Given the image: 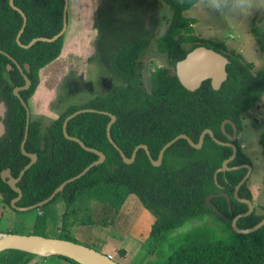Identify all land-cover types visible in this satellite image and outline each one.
<instances>
[{"label":"trees","instance_id":"trees-1","mask_svg":"<svg viewBox=\"0 0 264 264\" xmlns=\"http://www.w3.org/2000/svg\"><path fill=\"white\" fill-rule=\"evenodd\" d=\"M98 1L95 27L98 39L111 43L112 75L98 81L101 91L105 92L103 95L81 105L66 106L48 123L40 116H31L25 147L27 152L37 154L38 160L17 184L23 190L19 206L44 200L62 182L98 159L96 153L64 135V120L79 109L95 108L116 115L111 136L124 153L131 157L137 145L146 144L151 156L157 159L162 147L182 133L197 143L202 131L209 128L217 139L227 141L222 122L230 119L240 130L243 114L254 109L264 94V70L253 73V63L244 62L241 54H235V51L227 55L228 77L220 89H214L209 79L195 91L181 84L175 66L191 50L201 45L219 52H223L221 46L226 48L223 43L202 40L193 34V24L198 20L185 12L200 0ZM161 2L172 11L165 32L156 40V48L166 56L167 65L153 70L148 90L140 82L141 61L152 41V32L146 27L147 13L149 8H155ZM15 4L27 16L20 38L23 44L36 37L51 38L62 29L65 0H15ZM22 25L21 13L11 7L9 0H0V49L8 52L23 68L26 63L30 64V72L24 70L32 84L28 90L21 91L28 103L39 85L40 70L61 55L65 35L54 42L38 41L30 48H23L16 40ZM9 63L12 65L10 70L7 68ZM24 83L18 67L0 53V100L7 106L6 132L0 137V203L10 207L11 200L18 193L2 179L1 173L9 168L11 174L18 177L31 160L21 149L26 109L14 94V88ZM110 120L107 114L84 112L68 122V133L80 138L87 146L104 152L106 160L69 183L53 200L63 199L66 204L63 228L69 209L82 197L95 198L118 210L130 194H135L146 209L156 214L150 231L153 241L168 245L162 264H264V226L244 234L236 232L231 225L234 216L248 210V204L234 197L235 186L244 177L246 169L221 171L217 183L214 178L215 171L232 154L231 147L218 144L210 135H206L201 148L191 146L186 139H179L166 150L160 166L153 165L145 149L138 150L135 161L128 164L108 138ZM194 130L198 132L196 137L193 136ZM226 130L231 131L232 125L228 123ZM259 143L264 157V129L259 135ZM242 163L251 164V161L238 146V154L230 165ZM222 192L231 198L232 213L224 196L211 199L219 212L206 203L209 195ZM239 196L252 200L247 182L241 187ZM46 206L34 209L38 214L32 234L44 235L39 230L47 227ZM212 211L229 225L230 231L225 237H218L206 226L177 237L171 236V232L187 220ZM263 218L264 213L255 209L249 216L241 217L238 226L250 228ZM59 238L77 241L67 234H61ZM109 253L114 254L113 251L106 252ZM34 257L29 252L11 251L0 256V264H27ZM50 257L60 258L68 264H79L65 256ZM48 258H43L41 264Z\"/></svg>","mask_w":264,"mask_h":264},{"label":"rangeland","instance_id":"rangeland-1","mask_svg":"<svg viewBox=\"0 0 264 264\" xmlns=\"http://www.w3.org/2000/svg\"><path fill=\"white\" fill-rule=\"evenodd\" d=\"M97 2L98 0H71L68 10V28L65 33L66 40L64 47L65 50H70L68 48H72L73 46V49L76 51L72 49L71 56L68 55V51L64 53L62 51V56H59L60 60H58V57L55 61L41 69L42 71L40 70V84H44L49 79H53V75H55L57 71L68 76L67 80L62 82L63 84L59 83L57 89L59 91V108L55 107L54 109L56 111L61 112L70 104L81 105L95 96L103 95L105 92H102L100 86L97 84L98 79H109L112 75L110 62L111 43H108L106 40H99L98 33L96 35V30L94 28H92V30L86 29L87 23L91 25V21L88 18V6L94 4L97 6ZM96 6L92 10L94 14H96L97 11ZM72 10L79 12L78 15L75 16L76 13L72 12ZM171 15L172 11L164 2H161V4L157 5L155 8H149L147 13V23L150 25L151 29H153L154 39L148 49L147 56H145L146 58L143 60L144 62H142L140 82L143 88L148 90L151 88V73L153 70L157 67L167 65L166 56L158 52L156 48V40L165 32L168 19ZM185 15L198 20L197 23L193 24V34L200 39L215 40L218 43H223L226 46L227 54H232V51H235V54H241V58L244 62L253 63L254 66L251 70L255 74L258 71L264 70V0H247L244 6H239L236 0H200L194 7L186 11ZM78 16L81 21L78 19ZM80 23L82 24L81 26ZM75 34L82 37L86 35L84 37L85 41L82 42L78 40L80 42L73 43L77 39ZM95 36H97L96 45L88 49V47H90V41ZM66 41L71 43L67 44ZM88 56H90L91 61H89ZM72 69L75 70L73 72L78 73H73ZM38 87L39 86H37V88ZM31 100L29 99L28 101L31 116H40L44 118L46 123L54 119L44 114L33 115L34 105ZM258 120H260V122H255ZM260 124L264 126V94L254 109L243 114L242 129L236 140L242 152L248 155L252 162V170L247 185L252 192V199L256 205L257 211L259 213H264V157L262 154V147L259 143ZM257 126H259V128ZM171 163L173 164V162ZM134 196L138 201L135 202L129 199L126 203L127 224L125 222V226L130 228H124L125 226H123L121 220L119 226L110 228L111 231L107 236V240L105 239L106 241L104 240L102 244L95 243L93 238L90 240L91 244L88 239H84L83 237L82 239L72 238L77 240L76 242L92 246L103 253L108 251H113L114 253V251H116L114 256L115 260L118 262L120 261L121 264H162V257L166 254L168 245L165 242H154L153 245V238L150 236L151 228L156 220V214L146 209L138 196ZM79 200L84 202L85 200L88 201L89 198L82 197ZM58 201L59 199H56L45 207L44 210L47 221V208L50 210ZM77 206H74L75 212L73 210L68 213L65 228L60 225L58 227L60 230L56 231L57 227L55 225H47L43 231L37 230L44 233L47 237H59L61 234L69 232L65 230L69 229L72 219L73 221L78 219L83 222L95 220L103 223L101 216L98 217L99 215L95 213V208H97L98 203H90V205H88V210H81L79 206ZM121 208L122 206L118 210L120 211ZM57 212H59V210H57L56 213ZM37 214V210L17 212L7 204L3 205L0 203V231L32 234L35 230L33 222ZM109 217L111 216L108 214L107 218ZM110 219H112V217ZM132 221H134L133 226ZM202 226L211 229L218 237H225L230 231V227L226 220L220 218L212 211L205 215L187 220L172 231L171 236L177 237L181 235V233ZM79 227L78 225L77 230ZM93 228L94 226H89V231H85L83 236L90 234ZM75 229L74 234L80 235ZM95 235L96 238L98 237V241L103 240L100 232H96ZM126 238L128 239V244H122ZM129 251L133 253V257L131 258L126 256ZM136 256L142 258L138 263L131 261L132 258ZM49 258L50 259H47L45 262H42V264H47L49 262L48 260L60 259L57 257Z\"/></svg>","mask_w":264,"mask_h":264},{"label":"water","instance_id":"water-1","mask_svg":"<svg viewBox=\"0 0 264 264\" xmlns=\"http://www.w3.org/2000/svg\"><path fill=\"white\" fill-rule=\"evenodd\" d=\"M9 3L11 5V7L13 9L17 10L18 12H20L22 17H23V25H22L21 29L19 30L17 37H16L17 43L21 47L30 48L35 43H37L38 41L54 42V41L58 40L60 37L65 35L67 28H68L67 17H68V10H69V0H65L64 10H63V26H62V29L60 30V32L51 38H49V37H36V38L32 39L28 44H23L21 42V39H20L21 35L25 29V26L27 24V16H26L25 12L15 4V0H9ZM0 53L6 55L18 67V69L22 73L23 78L25 80V83L22 86H17L14 88V94L19 98L20 102L22 103V105L26 109V113H27L26 127H25L24 138H23V141L21 144V149H22V152L25 155L29 156L31 160L20 171V174L18 177H14L11 174V170L9 168L5 169L1 173L2 179L4 181H6L15 192L18 193V195L11 200V207L14 208L15 210H17V211H30V210H34V209L46 206L47 204L52 202L55 199V197L61 191H63V189L69 183H71V182L79 179L83 175H85L94 166L105 162L106 155L104 152H102L96 148L87 146L80 138H78L76 136H71L68 133V129H67L68 122L73 117H75L76 115H78L80 113H84V112H97V113L107 114L111 117V120L109 121V123L107 125L108 138H109L110 142L114 145V147L119 151L123 160L128 164L133 163L135 161L138 150L145 149L150 160H151V162L153 163V165L154 166H160L163 162L166 150L169 147H171L179 139H186L191 146H193L195 148H201L206 135H210L213 138V140L215 142H217L218 144L231 147L233 150L232 154L223 161L222 166L220 168H218L214 174V178H215V181L217 183L218 182V180H217L218 174L221 171L226 172V171H231V170L240 169V168H247L248 169V172L244 175V177L240 180V182L235 186V189H234V197L238 201L248 204V210L246 212H243V213H240V214L234 216L232 219L231 225L236 232L244 233V234L254 232V231L258 230L259 228H261L262 226H264V218L259 223H257L256 225H254L250 228H240L238 226V221L241 217L249 216L250 214H252L255 211V205L251 199L242 198L239 196V192H240L241 187L249 179V176L251 173L250 171L252 170L251 165L243 164V165H237V166H229V164L235 159V157L237 156V153H238V147L235 143H233L237 139L238 129H237L236 124L230 119H225L221 124L222 131L224 132V134H226L229 141H221V140L217 139L214 135V132L209 128L203 130L202 133L199 135V142L198 143H195L193 141V139L188 134L182 133V134H179L178 136H176L175 138H173L172 140H170L169 142H167L162 147V149L160 150L158 158L154 159L151 156L149 148L146 144L137 145L135 147L131 157H128L124 153V151L118 146V144L113 140V138L111 136V127L117 120L116 115H114L108 111L99 110V109H95V108L79 109V110L71 113L70 115H68L66 117V119L64 120V123H63L64 135L66 138L78 142L82 148L96 153L98 155V159L95 160L94 162H92L91 164H89L79 174H77V175L65 180L64 182H62L52 192V194L50 196H48L47 198H45L44 200L39 201L38 203H36L34 205H30V206H19L18 202L21 200V198L23 196V190L17 184L23 178L25 172L33 164H35L38 160L37 154L27 152L26 147H25L27 139H28V135H29L31 111H30L28 103L25 101V99L21 95V91L28 90L31 87L32 81L29 78V76L27 75V73L25 72V70L27 72H30L31 66H30V64L26 63L24 65V68H23L19 64V62L14 57H12L8 52L0 49ZM228 64H229V58L227 56L221 54L220 52H218L214 49H211V48H208L205 46H198V47L194 48L193 50H191L186 55V57L184 59H182L176 63L175 71H176V74H177L178 79L180 80L181 84L186 89H188L190 91L197 90L202 85V83L208 79L211 80L212 87L214 89L218 90V89H220L223 82L226 81V79L228 77V73H227V65ZM7 68L10 70L12 68V65L9 63L7 65ZM6 112H7V106H6L5 101L0 100V137L3 136L6 132V126L4 123V118H5ZM227 123H230L233 127V133L232 134L227 133V131L225 130ZM197 134H198V132L196 130H194L193 136L196 137ZM215 196L226 197L228 204H229V207H230V212L232 213V211H231V198H230L229 194L226 192L209 195L206 198L207 205H209L214 210L219 212L218 208L214 204L211 203L212 197H215ZM16 250L29 252V253H32L35 255V257L33 259H31L27 264H36V263L40 264V261L43 258L50 257V256H56V255L65 256L67 258H70V259L78 262L79 264H121L120 262L116 261L115 259H113L110 255H108L106 253L100 252L91 246H88V245H85V244H82L80 242H76V241H73L70 239H63V238H59V237H47V236L41 235V234H19V233H14V232H1L0 231V256L3 254L9 253L11 251H16Z\"/></svg>","mask_w":264,"mask_h":264},{"label":"crops","instance_id":"crops-1","mask_svg":"<svg viewBox=\"0 0 264 264\" xmlns=\"http://www.w3.org/2000/svg\"><path fill=\"white\" fill-rule=\"evenodd\" d=\"M70 3H71V0H69V4ZM97 3H98L97 6L95 4L91 5V6H88L89 7L88 18L91 21V25L89 23H87V27H86V29H88V30H92V28H94L96 30V35L98 33V30L95 27V14L93 13L92 10H93V8L95 6H96V9H97V7L99 5V1ZM72 12H75V11L72 10ZM80 12H81V8H80ZM75 13H76L75 16H77L79 12H75ZM86 14H87V12H86ZM78 19L81 21L79 16H78ZM81 25L82 24L80 23V26ZM75 37L77 39L73 43L80 42L78 40H81L82 42L85 41L84 37L79 36L78 34H75ZM82 39H84V40H82ZM96 40H97V36H95L90 41V47H88V49H91V48H93L96 45ZM66 42H67V44L71 43V42H68V41H66ZM67 47H68V45H67ZM84 47H87V46H84ZM68 49H70V50H65V47H63L62 51H63V53L65 51H68V55L71 56L73 46H72V48H68ZM74 51H76V50H74ZM88 58H89V61H91L90 56H88ZM58 60H60V57L58 58ZM73 71H75V70L72 69V72ZM73 73H78V72H73ZM53 76H54V78L53 79H49L46 83H44V84H40L39 83L40 84V85H38L39 87L36 89L35 93L31 97L32 100L30 98V100L32 101V103L34 105V109H33L34 113H32L33 115L44 114V115H47V116L52 117L54 119L58 117L60 111H56L54 109L55 107L59 108V105H58L59 91L57 89L59 87V83L65 82L67 80L68 76L65 75V74H62L61 72H58V71ZM134 195L135 194H130L127 197V199L124 202V204L122 205V208L120 209V211L116 210L115 208H112V207H110V206H108L106 204L101 203L99 200H97L95 198L87 197V198H89V200L88 201L85 200L84 202H81L79 200V202H77L76 206L78 205L79 209H81V210H86V209L88 210L89 209L88 205H90V203H98L97 208H95V213L99 215L98 217L101 216V218L103 219V223L102 222L100 223V221H95V220L84 221L83 222V221H79L78 219H75L73 221V219H72V221L70 223V226H69V229L65 230V231H69V232L65 233V231H64V233L69 235V236H71V237H75L77 239L78 238L82 239V237L84 239H88L90 244H91L90 240H92V238H93L95 243L102 244L105 239L107 240V236H108V234L111 231V229H110L111 227L119 226L121 220H122L121 222H122L123 226H125L127 224V221H126V217H127L126 216L127 215L126 214V211H127L126 203H127V201L129 199H132L131 201H135V202L138 201L137 198ZM82 208H85V209H82ZM65 209H66V204H65L63 199H59V201L56 204H54V206H52L50 208V210L47 208V210H46L47 213H48V221H47L48 224L47 225H50V226L51 225H55L57 228L60 225H62L63 220H64V213L66 211ZM57 210H59V212L56 213ZM73 210H74V207L70 208L68 213L73 211ZM74 212H75V210H74ZM56 214H57V216H56ZM108 214L112 217V219H110L111 217L107 218ZM125 222H126V224H125ZM133 224H134V221H132V226H133ZM78 225L80 227L77 230ZM91 225L94 226L92 232H90V234H86L85 236H83L85 231H89L88 227L91 226ZM75 227H76V229H75ZM57 228H56V231L60 230L59 228L58 229ZM124 228H130V227L125 226ZM74 229H75V231H78V233L80 235H75L74 234ZM96 232H100L101 233V235L103 237L102 241H98V237L96 238V235H95ZM127 241H128V239L126 238L122 242V244H126L127 245L128 244ZM153 245H154V241H153ZM108 252H112V251H108ZM108 255H110L112 258L115 259V257H114L115 256V251H114V255H112L111 253H109ZM126 256L129 257V258L133 257L132 251H129V253L126 254ZM48 259H50V258H48ZM141 260H142V258H140V256H136L135 258H132L131 261L134 262V263H138ZM48 261L49 262L47 264H68V262H66L65 260H62V259H52V260H48ZM40 264H41V262H40Z\"/></svg>","mask_w":264,"mask_h":264},{"label":"flooded vegetation","instance_id":"flooded-vegetation-1","mask_svg":"<svg viewBox=\"0 0 264 264\" xmlns=\"http://www.w3.org/2000/svg\"><path fill=\"white\" fill-rule=\"evenodd\" d=\"M146 27L152 32V41H151V44L153 43V39H154V32H153V29H151V27H150V25H148V23L146 24ZM210 41H212V42H214L215 40H210ZM216 42V41H215ZM201 46H205V45H201ZM149 47L150 46H147V49H149ZM205 47H208V46H205ZM226 47V46H225ZM208 48H211V47H208ZM221 49H222V51L223 52H220L221 54H223V55H225V56H227V55H229V54H227L226 53V48H222V46L220 47ZM211 49H214V48H211ZM215 50V49H214ZM217 51V50H216ZM219 52V51H218ZM147 53H148V51H147ZM146 56H147V54H146ZM146 58V57H145ZM143 60H144V58H142ZM141 61V65H142V62H144V61ZM176 72V71H175ZM140 78H141V73H140ZM100 79V78H99ZM99 79H98V81H99ZM210 80V79H209ZM210 82H211V80H210ZM98 85H100V83H97ZM5 119V118H4ZM255 122H260V120H258V121H255ZM228 124V123H227ZM226 124V125H227ZM230 124V123H229ZM255 125V124H254ZM256 126V125H255ZM258 128H259V126H257ZM237 129H238V127H237ZM242 129V128H241ZM241 129L239 130L238 129V133H237V138H238V135H239V132H241ZM264 129V126L263 125H261L260 124V128H259V134H261V132H262V130ZM225 130H226V127H225ZM227 131V130H226ZM227 133H229V134H232L233 133V127H232V130L231 131H227ZM198 135V134H197ZM225 136H226V134H225ZM227 137V136H226ZM237 140V139H236ZM236 140L233 142V143H237L236 142ZM194 141V140H193ZM227 141H229V139H228V137H227ZM198 142H199V139H198ZM197 142V143H198ZM237 145V144H236ZM226 146V145H225ZM238 147V146H237ZM233 151V150H232ZM238 154V153H237ZM248 156V155H247ZM249 157V156H248ZM236 158V157H235ZM251 161V160H250ZM243 164H249V165H251L252 164V162H251V164L250 163H242V164H238V165H243ZM229 166H231L230 164H229ZM233 166H237V165H233ZM240 169H242V168H240ZM246 169V173L248 172V169L247 168H245ZM234 170H237V169H234ZM232 171V170H231ZM227 172V171H226ZM251 172V171H250ZM245 173V174H246ZM263 181H264V177H263ZM218 194V193H217ZM213 198V197H212ZM252 201H253V199H252ZM254 203V202H253ZM213 204V203H212ZM255 205V204H254ZM255 209H256V205H255Z\"/></svg>","mask_w":264,"mask_h":264},{"label":"clouds","instance_id":"clouds-1","mask_svg":"<svg viewBox=\"0 0 264 264\" xmlns=\"http://www.w3.org/2000/svg\"><path fill=\"white\" fill-rule=\"evenodd\" d=\"M236 2L239 6H244L246 4L247 0H236Z\"/></svg>","mask_w":264,"mask_h":264}]
</instances>
